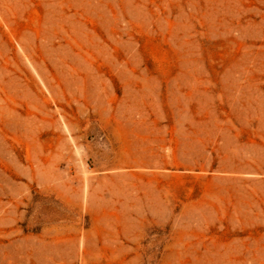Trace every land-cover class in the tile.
<instances>
[{
    "label": "rangeland",
    "instance_id": "374dc122",
    "mask_svg": "<svg viewBox=\"0 0 264 264\" xmlns=\"http://www.w3.org/2000/svg\"><path fill=\"white\" fill-rule=\"evenodd\" d=\"M0 264H264V0H0Z\"/></svg>",
    "mask_w": 264,
    "mask_h": 264
}]
</instances>
